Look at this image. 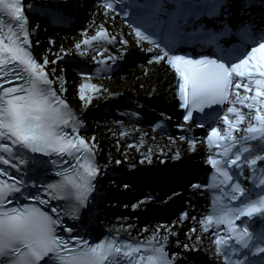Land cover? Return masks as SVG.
Instances as JSON below:
<instances>
[{"label": "snow or ice", "instance_id": "snow-or-ice-1", "mask_svg": "<svg viewBox=\"0 0 264 264\" xmlns=\"http://www.w3.org/2000/svg\"><path fill=\"white\" fill-rule=\"evenodd\" d=\"M96 12L105 20L119 14L127 33L104 23L91 33L82 28L71 48L61 46L50 59L34 54L39 26L29 16L66 23V0H0V264H188L189 254L207 249L217 264H264V0H96ZM130 43L173 72L183 110L175 127L187 133L178 139L190 151L200 143L207 149L205 180L188 187L192 196L210 198L203 213L185 209L151 230L143 225L144 235L135 237L126 218L101 219L109 198L100 177L108 165L99 162L95 136L82 134L86 125L56 67L73 54L94 53L95 67L78 72L86 107L108 91L92 78L121 58L105 45L127 53ZM152 198L145 194L130 207ZM188 204L196 209L191 198ZM185 221L192 224L182 242Z\"/></svg>", "mask_w": 264, "mask_h": 264}, {"label": "bare ground", "instance_id": "bare-ground-1", "mask_svg": "<svg viewBox=\"0 0 264 264\" xmlns=\"http://www.w3.org/2000/svg\"><path fill=\"white\" fill-rule=\"evenodd\" d=\"M61 46L65 47V48H70V43H64V41L60 37H58L57 42H55V44L51 45L47 41V37H45V39L42 40L41 47L36 48V54L38 57H40L42 54H47L46 49H50V53L51 52H60ZM41 50H44V51L42 52ZM133 72H134V75L131 76L130 79H127V80L125 79L121 82H112V81L108 82L105 86V88L108 90L107 92H109V93L121 92V91L123 92V91H127L128 89H131V90L137 89L138 90L139 89L138 87L140 86V84L145 86L144 91L147 93L160 94L164 91L165 87L163 85H165V83L161 86V85H155V82L152 79L144 80L141 78V79L136 80L134 76H137L140 73L137 70H134ZM63 75H64V73H63ZM165 77H167V75ZM107 92H104L103 94H106ZM139 92H143V91H139ZM66 98L71 99L72 101L74 100V97H72V95H70L69 97L66 96ZM93 103L94 102L92 101V104ZM74 107L77 109V108L82 107V106L79 105V103H76ZM80 110H82V109L79 108V111ZM86 123L90 124L89 122H86Z\"/></svg>", "mask_w": 264, "mask_h": 264}]
</instances>
